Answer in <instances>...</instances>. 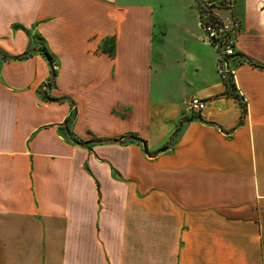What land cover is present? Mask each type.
<instances>
[{"label":"crops","instance_id":"0c3cea01","mask_svg":"<svg viewBox=\"0 0 264 264\" xmlns=\"http://www.w3.org/2000/svg\"><path fill=\"white\" fill-rule=\"evenodd\" d=\"M229 1L240 101L197 0H0V264H264V0Z\"/></svg>","mask_w":264,"mask_h":264},{"label":"built area","instance_id":"2783aa9c","mask_svg":"<svg viewBox=\"0 0 264 264\" xmlns=\"http://www.w3.org/2000/svg\"><path fill=\"white\" fill-rule=\"evenodd\" d=\"M197 4L205 42L216 53L217 71L225 83L232 81L235 84L236 73L231 67V62L238 53L237 39L242 30V23L236 18L224 20L217 14L218 9L229 7V0H197ZM206 107L207 102L203 99L195 97L189 102V109L194 113L201 114Z\"/></svg>","mask_w":264,"mask_h":264},{"label":"trees","instance_id":"16d2710c","mask_svg":"<svg viewBox=\"0 0 264 264\" xmlns=\"http://www.w3.org/2000/svg\"><path fill=\"white\" fill-rule=\"evenodd\" d=\"M109 51L112 52V51H113V47L109 48ZM41 52H42L45 56L48 57V54H47V52L45 51V49H43ZM0 56H2V57L5 58V59H8V58H9V57L3 55V54L1 53V51H0ZM18 58H20V57H15V59H18ZM237 58H239V54H238V53H237V55L233 58L232 61H234V59H237ZM249 62H250L252 65L256 66V67H260V68H263V69H264V67H261V66L255 64V63H253V62H251V61H249ZM51 64H52V63H51ZM53 77H54V71H53ZM226 86H227V92H228V94H229L230 96H232L233 98H235L236 100L240 101V100L238 99L237 95L233 92V90L235 89V84L232 83V81H229L228 83H226ZM65 99H66V98H61V99H57V101H62V100H65ZM69 101H70L72 104H74L73 101H71V100H69ZM243 113H245L244 108H243ZM74 117H75V116H74ZM74 117H73V118H74ZM73 118H72L71 120H73ZM186 121H189V120H186ZM186 121L182 122L181 125L184 124ZM123 139H129V140H133V141H138V142H141V143H143L144 145H146L145 141L142 140V139H140V138H138V137H125V138H123ZM121 141H122V139H120V140H114V141H104V140H99V141H95V143L121 142ZM82 145H86V143H82Z\"/></svg>","mask_w":264,"mask_h":264}]
</instances>
